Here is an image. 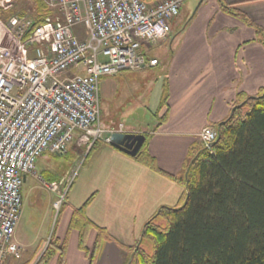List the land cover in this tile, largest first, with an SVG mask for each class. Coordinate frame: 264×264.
I'll return each mask as SVG.
<instances>
[{
  "label": "crops",
  "instance_id": "1",
  "mask_svg": "<svg viewBox=\"0 0 264 264\" xmlns=\"http://www.w3.org/2000/svg\"><path fill=\"white\" fill-rule=\"evenodd\" d=\"M143 1L154 4L160 0ZM173 27L177 30L172 36ZM258 28L264 32V0L183 2L170 20L169 34L139 48L147 58H156L157 64L137 70L162 65L149 90L156 120L147 130L124 126V133L145 136L139 150L152 159L153 166L151 160H140L105 142L112 125L101 124L103 133L84 155L60 211L51 199L45 214L31 221L30 228L35 231L25 234L22 230L29 227V221L22 207L14 233L19 250L5 264H35L50 236L63 245L65 264H133L132 247L141 238L144 223L159 207L183 203L185 187L177 177L186 170L193 150L203 146L202 129H215L233 106L264 89V44ZM153 51H161L164 60ZM125 71L101 76L99 95L100 81L111 85ZM86 135L92 136L74 134V144L79 147ZM57 178L35 171L25 175L22 200L27 181ZM90 197L84 215L92 226H85L89 229L83 250L79 246L80 227L72 223V216ZM57 259L56 254L48 264H56Z\"/></svg>",
  "mask_w": 264,
  "mask_h": 264
},
{
  "label": "built area",
  "instance_id": "2",
  "mask_svg": "<svg viewBox=\"0 0 264 264\" xmlns=\"http://www.w3.org/2000/svg\"><path fill=\"white\" fill-rule=\"evenodd\" d=\"M49 14L12 15L0 40V264L18 253L14 241L22 207L21 186L38 156L64 153L73 133L101 137L99 78L157 64L139 48L170 32V20L187 0H43ZM11 0H0L4 9ZM3 25V24H2ZM124 133L122 124L109 128ZM217 132H200L210 149ZM78 169L60 183L43 185L58 211Z\"/></svg>",
  "mask_w": 264,
  "mask_h": 264
},
{
  "label": "trees",
  "instance_id": "3",
  "mask_svg": "<svg viewBox=\"0 0 264 264\" xmlns=\"http://www.w3.org/2000/svg\"><path fill=\"white\" fill-rule=\"evenodd\" d=\"M48 14L46 6L37 5L34 23ZM257 33L264 44V32L258 28ZM215 130L212 147L193 150L186 170L177 177L185 187L183 203L159 207L144 223L132 247L134 264H264V89L233 106ZM140 150L134 157L151 160L153 166ZM90 200L72 216L80 227L83 250L89 229L85 226H92L84 215ZM144 239L152 243L151 254L141 247L150 245ZM56 254V264H65L63 245L50 236L35 264H48Z\"/></svg>",
  "mask_w": 264,
  "mask_h": 264
},
{
  "label": "rangeland",
  "instance_id": "4",
  "mask_svg": "<svg viewBox=\"0 0 264 264\" xmlns=\"http://www.w3.org/2000/svg\"><path fill=\"white\" fill-rule=\"evenodd\" d=\"M11 3L12 5L7 9L0 6L2 13L0 17V40L6 34L4 25L10 16L24 13L33 18L37 5H44L47 8L43 0H11ZM176 30L173 27L172 36ZM153 53L158 55L162 61L164 60L165 57L161 51H153ZM161 66L160 64L158 67L144 68L137 71L126 70L124 73L117 75L111 85L103 84L100 81V125H112L109 128H116L119 124H122L123 128L124 126L133 125L135 128H142V130L151 128L156 117H154L150 108L152 105L149 100L151 95L149 90H152ZM78 132L81 133L80 131H75L73 136ZM79 143L81 145L78 147L74 144V139H72L67 144L66 151L61 154L50 153L49 151L44 152L36 158L34 171L40 175L44 173L50 174L53 178L59 176L57 180H43L45 183L56 182L60 187L61 182L65 181L75 169H79L84 155L91 147L89 145L90 138L87 135L82 137ZM33 185H35V189H31ZM22 194V207L25 211V219L29 221V227H23L22 231L25 234H31L35 231L30 228L31 221H38L40 216L45 214L44 209H48L51 199H55L57 196L39 180H33L32 182L29 180L24 183ZM15 232L17 233V231ZM146 241L148 240L144 239L143 243ZM148 242L150 243L149 247H146V244L141 247L148 254H151L152 243L150 240Z\"/></svg>",
  "mask_w": 264,
  "mask_h": 264
},
{
  "label": "water",
  "instance_id": "5",
  "mask_svg": "<svg viewBox=\"0 0 264 264\" xmlns=\"http://www.w3.org/2000/svg\"><path fill=\"white\" fill-rule=\"evenodd\" d=\"M144 138L145 136L142 133L115 132L110 136V144L134 156L142 146Z\"/></svg>",
  "mask_w": 264,
  "mask_h": 264
}]
</instances>
